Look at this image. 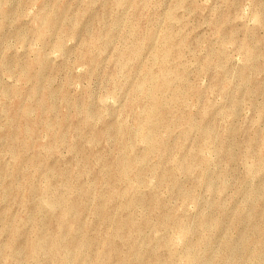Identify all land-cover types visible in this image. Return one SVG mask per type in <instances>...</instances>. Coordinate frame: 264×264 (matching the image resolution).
Listing matches in <instances>:
<instances>
[{
    "label": "rangeland",
    "instance_id": "374dc122",
    "mask_svg": "<svg viewBox=\"0 0 264 264\" xmlns=\"http://www.w3.org/2000/svg\"><path fill=\"white\" fill-rule=\"evenodd\" d=\"M0 264H264V0H0Z\"/></svg>",
    "mask_w": 264,
    "mask_h": 264
}]
</instances>
